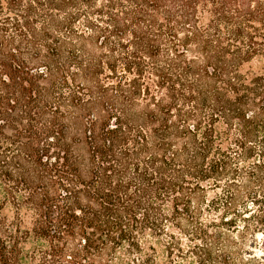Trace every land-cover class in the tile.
I'll return each instance as SVG.
<instances>
[{
    "label": "trees",
    "instance_id": "obj_1",
    "mask_svg": "<svg viewBox=\"0 0 264 264\" xmlns=\"http://www.w3.org/2000/svg\"><path fill=\"white\" fill-rule=\"evenodd\" d=\"M184 262L264 264V0H0V264Z\"/></svg>",
    "mask_w": 264,
    "mask_h": 264
},
{
    "label": "rangeland",
    "instance_id": "obj_2",
    "mask_svg": "<svg viewBox=\"0 0 264 264\" xmlns=\"http://www.w3.org/2000/svg\"><path fill=\"white\" fill-rule=\"evenodd\" d=\"M260 240V237H257V241ZM255 247H258V245L256 244L255 246H252L250 244H248V246L246 247V250L251 253L253 256L261 258L262 254L261 252ZM183 264H188L187 262H184Z\"/></svg>",
    "mask_w": 264,
    "mask_h": 264
}]
</instances>
